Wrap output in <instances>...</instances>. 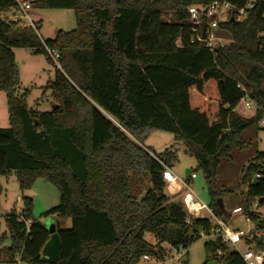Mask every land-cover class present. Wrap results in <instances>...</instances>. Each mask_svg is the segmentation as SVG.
<instances>
[{"label":"trees","instance_id":"obj_1","mask_svg":"<svg viewBox=\"0 0 264 264\" xmlns=\"http://www.w3.org/2000/svg\"><path fill=\"white\" fill-rule=\"evenodd\" d=\"M21 1L72 9L76 20L71 31L42 41L38 26L0 18V92L8 114V126L0 127V175L14 173L21 191L38 178L55 186L59 203L42 216L53 220L61 251L57 262L41 261L49 232L32 217V198L22 197V208L4 215L10 245L0 235V261L17 255L27 264L163 261L172 247L187 249L201 230L209 233L210 220L187 222L182 198L168 195L162 172L177 156L172 148L155 154L144 146L152 130L173 134L194 154L208 205L225 220L222 197L233 188L216 187L215 178L222 161L247 145L243 132L264 117V0H225L232 9L216 34L229 41L213 50L192 40L187 8L214 0ZM16 9L15 0H0V14ZM44 47L58 53L59 67ZM14 48L54 64L49 110L29 107L28 91H18ZM242 172L246 189L232 203L256 221L253 204L264 202V151ZM204 250L203 264H244L218 241L206 240Z\"/></svg>","mask_w":264,"mask_h":264},{"label":"rangeland","instance_id":"obj_2","mask_svg":"<svg viewBox=\"0 0 264 264\" xmlns=\"http://www.w3.org/2000/svg\"><path fill=\"white\" fill-rule=\"evenodd\" d=\"M30 19L38 26V35L42 41L52 39L58 30L71 31L76 26L74 11L72 9L55 8H35L28 11ZM215 45L226 44L229 39L218 36ZM16 64L19 70L18 91H28L26 102L29 107L39 111L49 110L53 104L50 97V90L46 89L48 82L54 75V64L48 62L44 55L33 54L25 48H14ZM57 66V65H56ZM59 67V65H58ZM8 126V114L5 93L0 92V127ZM244 142L247 143L244 149L234 150L232 154L222 161L219 173L214 184L218 188H233L232 193L225 194L222 199L224 203L223 217L229 226L248 230L250 223L245 222L243 214H230L231 208L243 197L246 186L241 184L243 175L242 169L247 161L254 156L256 151H264V117L258 126H252L242 134ZM144 146L155 154H159L167 148H172L176 152V159L171 162L169 168L177 180L186 181L191 191L197 199L205 204H209L210 197L204 180L203 172L197 167L194 154L190 153L186 147L176 142L173 134L152 130L144 141ZM186 170L194 172V179H186ZM168 195L174 201H181L184 190L171 193L167 189ZM22 197H29L33 200L32 217L39 219L44 224L51 218H44L42 213L59 203V192L49 182L42 178L34 181L30 188L21 191L14 173L0 175V235L5 234L2 245H10V237L4 221V215L12 209L20 210L23 202ZM260 212V209H256ZM145 239L154 243L151 234H145ZM205 239L199 238L193 242L186 250L185 256L175 260L176 254L168 252V257L163 261L149 258L141 259L137 264H203L205 260L204 243ZM169 249L168 244L163 245ZM15 256L14 261H0V264H27L18 262Z\"/></svg>","mask_w":264,"mask_h":264},{"label":"built area","instance_id":"obj_3","mask_svg":"<svg viewBox=\"0 0 264 264\" xmlns=\"http://www.w3.org/2000/svg\"><path fill=\"white\" fill-rule=\"evenodd\" d=\"M17 9L7 14H0L1 20L4 22H13L19 25H27L36 29V24L30 19L28 11L31 8L30 1L15 0ZM251 6V5H248ZM232 5L225 0H214L206 6L197 4L187 8L188 19L191 22L192 40L203 41L205 46L210 50L218 47L215 42L219 39L216 34L218 23L228 18ZM205 10V12H203ZM244 14L243 10H238L236 18L240 20ZM204 35V38L202 37ZM52 61L58 66V53L54 49L44 47ZM162 177L167 184L168 190L174 193L184 190L182 201L187 211V222L192 218H202L211 221L210 232H199V237L205 240L218 241L229 250L240 255L244 264H264V202L259 201L253 204V210L256 211V221L251 220L248 216H244V220L251 224L248 230L234 228L222 218L218 217L212 208L197 199L191 191L186 181L177 180L168 166H164ZM195 173H189L188 178L194 179ZM253 178L257 180L260 174H255ZM260 209L257 212L256 209ZM242 214L241 207L237 206L230 210V214ZM220 254L219 249H215ZM170 252L176 254L175 260L181 259L186 254V250L182 246L172 247ZM18 262L19 256L16 257ZM145 260H149L148 256H144Z\"/></svg>","mask_w":264,"mask_h":264},{"label":"water","instance_id":"obj_4","mask_svg":"<svg viewBox=\"0 0 264 264\" xmlns=\"http://www.w3.org/2000/svg\"><path fill=\"white\" fill-rule=\"evenodd\" d=\"M205 12V10H203ZM204 38V35L202 36ZM35 124L37 122L35 121ZM189 175V170H186V178ZM257 184V179H252V185ZM218 203L221 206V201L218 199ZM48 232H49V239L44 244L42 250H41V261L46 263H55L59 260L60 257V251H61V244H60V238L56 231L55 224L53 220L47 221L45 224Z\"/></svg>","mask_w":264,"mask_h":264},{"label":"crops","instance_id":"obj_5","mask_svg":"<svg viewBox=\"0 0 264 264\" xmlns=\"http://www.w3.org/2000/svg\"><path fill=\"white\" fill-rule=\"evenodd\" d=\"M51 106H52V105H51ZM37 110H38V109H37ZM46 111H47V110H46ZM234 207H235V206H233L232 208H234ZM232 208H231V209H232ZM68 224H69V222H68Z\"/></svg>","mask_w":264,"mask_h":264}]
</instances>
